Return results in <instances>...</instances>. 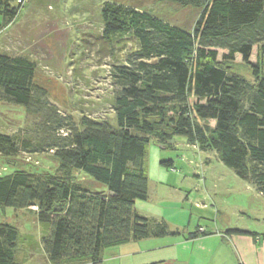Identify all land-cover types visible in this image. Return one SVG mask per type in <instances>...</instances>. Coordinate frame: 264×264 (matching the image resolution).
<instances>
[{"label": "trees", "instance_id": "16d2710c", "mask_svg": "<svg viewBox=\"0 0 264 264\" xmlns=\"http://www.w3.org/2000/svg\"><path fill=\"white\" fill-rule=\"evenodd\" d=\"M12 1L21 0H0L1 15L16 14ZM132 1L140 0L105 2L100 12L103 37L128 35L138 44L125 64L110 70L119 87L113 121L83 115L76 123L60 115L35 82V63L0 53V103L22 106L40 119L32 137L0 132V155L9 161L24 150L49 152L64 174L18 164L0 177V204L37 207L38 221L50 228L43 246L52 264H102L106 247L180 234L134 205L148 197L145 151L151 140L171 147L182 135L200 150H214L264 196V66L254 65L253 83L231 70L235 54L249 62L254 45L264 54V0H158L195 10L191 29ZM217 48L227 50L221 59ZM160 163L173 165L171 159ZM204 234L197 226L186 238ZM18 237L15 226L0 222V264H20L14 258Z\"/></svg>", "mask_w": 264, "mask_h": 264}, {"label": "rangeland", "instance_id": "374dc122", "mask_svg": "<svg viewBox=\"0 0 264 264\" xmlns=\"http://www.w3.org/2000/svg\"><path fill=\"white\" fill-rule=\"evenodd\" d=\"M113 1L21 0L9 4L16 9L13 17L0 13V53L20 55L33 61L35 82L46 89L48 101L56 106L60 115L76 123L83 115L113 121L114 97L119 87L113 84L110 70L113 66L125 64L127 56L138 46L128 35L103 37L101 8L105 2ZM130 4L149 9L187 29L193 27L197 17L196 11L189 7L168 5L158 0L132 1ZM224 53H227L226 49L217 48L218 59ZM248 61L243 62L241 56L235 54L231 70L253 83L254 65L264 66V54L257 53L256 45ZM39 122L37 116L22 106L0 103L1 133L17 134L20 139L32 137ZM209 123L213 125L214 121ZM170 144L171 147H163L151 140L146 146L145 167L149 185L142 210L148 216L163 219L171 230L178 229L185 236L197 226L215 233L228 234L231 232L227 229H243L263 236L264 196L253 184L239 178L219 160L214 150H200L182 135H175ZM155 148L160 153V161H173L171 167L160 163L166 170L163 182L156 178L159 173L152 165ZM18 164L64 176L57 171L56 161L49 152L24 150L9 161L0 155V177L13 173ZM71 174L95 189L104 188L77 171ZM36 209V206L17 209L0 204V222L18 229L14 258L20 264H52L43 246V236L50 234V228L38 221ZM174 236L130 240L106 247L102 252V264H144L161 259H164L162 264H175L171 259L175 257L172 249L143 247L145 243L151 242L149 246H152ZM226 239L228 244L229 238ZM173 248L179 257L180 248Z\"/></svg>", "mask_w": 264, "mask_h": 264}, {"label": "crops", "instance_id": "0c3cea01", "mask_svg": "<svg viewBox=\"0 0 264 264\" xmlns=\"http://www.w3.org/2000/svg\"><path fill=\"white\" fill-rule=\"evenodd\" d=\"M152 154V165L155 167L156 172L159 173L156 178L163 182L165 180L166 170L160 164V153L157 152V149L155 148V150L152 151ZM146 200L136 201L134 204L138 213L143 216H148V213H146L145 210H142V208H145L144 202ZM199 230H204L206 234L188 239L180 232V234L175 235L173 238L161 240V243L158 244V242H156V245L152 246H149L151 242L147 244L143 241L142 243H145L143 247H145L144 249H156V246H165V248L172 249L175 257L171 259L175 261V264H264V234L263 236H259L257 234H252L249 231H246L248 233L233 232L232 234L231 232L228 234H222L220 232L215 233L207 231L206 228L204 229L201 226H199ZM227 230L229 231L233 229ZM226 238H229L228 244ZM174 246L180 248L179 257L176 255L177 252L176 249L173 248ZM154 262H160V264H162L161 262H164V259L144 264H151Z\"/></svg>", "mask_w": 264, "mask_h": 264}]
</instances>
